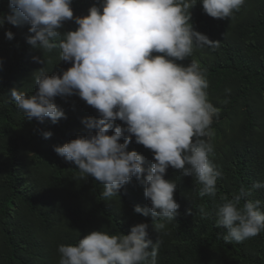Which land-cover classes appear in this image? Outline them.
<instances>
[{"label": "clouds", "instance_id": "9594fccd", "mask_svg": "<svg viewBox=\"0 0 264 264\" xmlns=\"http://www.w3.org/2000/svg\"><path fill=\"white\" fill-rule=\"evenodd\" d=\"M245 2L200 0L203 11L216 19L231 18ZM71 4L72 0H9L12 12L0 14V27L30 25V46L42 50L44 57L58 49L59 60L72 65L55 75L40 68L32 75L35 94L29 97L13 88L12 100L27 120L40 123L66 118L55 103L58 96L77 95L94 108L98 116L82 120L88 135L55 146L54 151L74 164L82 179L91 176L103 184L104 200L118 196L133 177L142 181L150 207L136 206L134 211L150 215L159 233L165 228L163 221L172 222L179 215L177 184L165 178L169 167L193 176L201 186V198L217 195L222 172L210 159L209 138L218 110L209 102L205 72L195 60L181 62L218 41L191 23L196 0H100L82 17L74 16ZM66 21H74L76 30L61 32ZM5 35L14 38L10 30ZM45 61L51 62L37 58ZM43 135L48 139L53 133ZM133 137L154 154L147 169L145 157L128 150ZM260 188L264 183L256 182L231 198L221 197L215 223L225 230L220 235L226 243H240L264 231L262 201L250 199ZM199 214L210 215L204 207ZM148 229V223H140L127 235L92 231L76 245H59L58 264H157L161 242L148 239Z\"/></svg>", "mask_w": 264, "mask_h": 264}, {"label": "trees", "instance_id": "16d2710c", "mask_svg": "<svg viewBox=\"0 0 264 264\" xmlns=\"http://www.w3.org/2000/svg\"><path fill=\"white\" fill-rule=\"evenodd\" d=\"M94 4L100 0H72L74 16L88 15ZM11 12L9 0H0V14ZM191 13L195 30L218 41L181 63L195 60L209 82L208 99L218 110L211 125L210 159L222 177L216 197L201 198V186L193 176L169 167L165 178L177 184L179 215L172 222L163 221L165 228L159 233L150 215L134 211L136 206L150 207L142 181L133 177L118 196L104 200L103 184L91 176L82 179L76 166L54 151L55 146L88 135L82 120L96 118L94 108L77 95L58 96L55 103L66 118L53 124L48 118L43 123L29 121L16 107L11 90L35 94V71L45 67L49 75L62 74L72 65L59 60L58 49L44 57L42 50L30 46V25L0 27V264H58L59 245H76L92 231L127 235L140 223L149 224L148 239L161 242L157 264H264V231L240 243H226L220 235L225 230L215 223L221 197L264 183V0H246L228 19L207 15L200 0ZM77 27L66 21L61 32ZM9 30L12 40L5 35ZM37 58L51 62L39 63ZM49 131L53 135L46 139L43 134ZM128 150L145 157L146 169L154 162L153 152L137 144L135 137ZM250 199L261 200L264 210V188L254 190ZM201 207L208 217L199 214ZM190 208L192 215L187 214Z\"/></svg>", "mask_w": 264, "mask_h": 264}]
</instances>
